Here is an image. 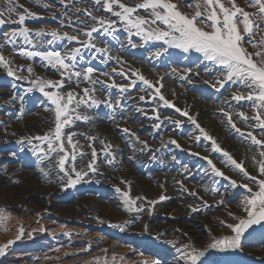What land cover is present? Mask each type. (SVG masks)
<instances>
[{
  "label": "bare ground",
  "instance_id": "obj_1",
  "mask_svg": "<svg viewBox=\"0 0 264 264\" xmlns=\"http://www.w3.org/2000/svg\"><path fill=\"white\" fill-rule=\"evenodd\" d=\"M175 2L179 4L186 2L188 5L189 0H175ZM237 3L245 7L248 11H255V9L247 8L246 0H237ZM38 6L40 8H45L39 3ZM80 6L92 11V13L94 10H98L99 12L102 10L101 6L95 4L88 3L87 7L81 0L78 2L76 1L73 5L61 7L59 11L62 15L65 13H71L73 15L70 20L73 22L74 27L85 26V24H87L80 20V17V19L77 18L79 14L78 8ZM189 9L191 13L194 11V9ZM97 17L114 21L113 31L117 30L116 21L111 19L107 13L102 11V14H99ZM7 26L8 28L5 34L10 33L13 28L17 27L16 24H7ZM27 27L32 28L31 26ZM57 28L58 27H56V29ZM30 30L35 29L32 28ZM74 30L71 32L73 34L72 36H78L79 42L64 39L61 42L63 51L65 52L79 46L83 50V58H88L90 55L92 56L91 59L98 56L103 58V65L99 66V69L92 67V64H94L93 60L83 61L76 68L82 72L88 67L95 69L93 77L100 82L94 85L90 84L91 88L97 86L107 91L106 96H108L111 102L113 113L110 115L111 119L114 121H125L123 122L125 125L124 128L130 130L128 133L122 130L119 139L114 138L111 134L99 133L95 130L92 114L96 106H82L79 110L80 113L89 116L90 119L87 121L75 120L71 127H65L64 129V131L77 133L73 139L74 141H78L80 146H83L81 150L86 153L83 157L77 156L76 168L79 169L81 165L92 160L90 154L92 146H94L97 151V157L93 165L96 171H87V175L83 176L79 181L93 185L98 183L107 184L117 175L116 172L115 174L109 170V166L112 164L121 172L129 170L130 166L133 165L149 168V162L152 157L157 155L163 156L164 158H161V165L156 166L153 173L149 175L154 183L153 187L147 193L141 194L142 189L135 191L134 196L140 197L141 199L139 200L142 202L140 206H138L142 207L143 210L139 212L132 210L129 215L116 223L119 226L115 225L121 229L127 228L128 231L132 233L136 231L138 234H145L149 238H154V241L157 242L167 241L166 245L156 247L158 250L156 257H162L161 261L163 264H186L185 261L180 259L186 245L194 246L203 252L207 251L213 239H221L225 236L232 235L227 224H235L237 222L235 217L245 215L242 206L244 197H240L241 199H239V201H237V197L239 196L240 190H243V192H247V190L241 185L238 191H230L227 184L223 185L222 181L235 180L244 182V184H248L253 190H257L258 187L255 182L245 177L242 172L237 171V174H234L227 170L226 166L222 165V161L218 163L211 157V155L216 154V150L212 142L201 134L196 124H199L209 136L215 139L216 143L223 150L218 151L221 155H224V152L229 153L238 163L243 164V167L251 176L264 179V176H261L258 171L257 163L264 159V157L260 156V152L264 151V148L253 144L246 133L251 131L253 135H256L257 139L262 140H264V135L261 134V129L252 127L255 121L252 119L245 121L243 117L239 115L240 112H242L251 118L254 115L251 103L248 101L237 102L232 98L233 95L231 96L229 94L218 101V103L210 102L205 97L195 94L190 88L183 84L191 74L189 71L177 68L172 69V72H168L147 68V65H143V63L137 64L140 65V67L136 66L135 68L138 69L140 75L142 74L147 79H151L154 85V87H148L139 79L134 78L133 70L130 68V64L134 63L125 56L126 52L122 51L124 47L121 46L120 49H118V46L108 44L109 34L106 31L101 29V31L93 33L92 42L96 44L98 49L106 50L105 54H101L94 49L84 48L82 44L87 41L88 38L84 36L83 33H75ZM67 33L70 32L67 31ZM132 36L134 35L130 36L129 34L123 41L129 42ZM33 37L37 38L34 36V32ZM16 45H20L15 49L19 51L18 54L20 55H22L21 52L24 51L21 50V45H24L22 47L28 48L29 50L32 49V47H28L27 44L22 42H18ZM14 46L15 43L13 44V47ZM249 51H254V49L249 47ZM5 57L10 61V66L16 72V76L24 78L16 79V76H9L7 74V69L5 67L0 69V73L7 75L13 83L12 89H0V113L14 102L15 95L19 91L26 90L32 86L30 80L37 77L36 73L33 72L30 75L26 69L28 67L32 68L35 60L39 58L38 56L27 58L22 55L23 58L20 62L12 57ZM141 65L143 66L141 67ZM19 66H23L25 70L19 71ZM48 67L50 68L49 65ZM53 69L56 70V68ZM105 73L107 75H105ZM120 73H126L127 75H120ZM103 80H108V82L105 83ZM113 80L117 85L128 86L132 84V81H135V85L121 92L118 88L107 87ZM85 82L86 81L80 82L77 86L76 79L73 78L71 81L66 80L65 86L70 87L67 90L81 93V90L85 88ZM221 83H223L224 87H230V89L246 90L237 82H224V80H221ZM156 88L160 89L159 95H163L171 102L172 106L164 105V103L159 100V96L155 93ZM233 93L234 91H232L231 94ZM93 95L95 96V92ZM154 95L156 98L152 99ZM140 96H144L145 100H140ZM243 107L247 110H251V113H248L247 110L244 112V110H242ZM176 108H179L181 111L177 112ZM138 111H140V114ZM184 111L188 113L187 116L183 115ZM156 112L159 113V119H156ZM226 113L231 114L232 122L235 123L245 135H241L240 132L235 131V129L231 127ZM189 117L194 118L196 123L194 124ZM48 120H51V116L49 115H44L41 118L42 124L40 125L47 128L43 131L42 135L51 129L49 128L50 124ZM175 121H179V123H175ZM1 124L0 121V147H12L14 145L20 149H25L42 143L41 141L33 140L30 144L28 138L32 136L23 132L19 133L17 128H15L14 131L9 126ZM157 124L159 127H156ZM16 125L17 124H15V126ZM148 127L151 129L149 132L147 131ZM131 133H135V136L131 135ZM88 137H96L97 139L92 141L88 139ZM136 137H139V139L137 140ZM180 137H183V139L179 140ZM197 137H199V139H197ZM100 141L109 144L110 148L104 149ZM171 141H176L179 147L171 143ZM142 142H146V144ZM162 143H165L167 146H162ZM221 155L219 156L221 157ZM12 156L16 159L19 153L14 152ZM185 156L191 159L185 161ZM205 157H207V159H205ZM253 157H255V160H253ZM225 158L228 159L226 156ZM209 160L212 161V164H214L216 168L224 173V177L218 176L215 173L212 166L208 163ZM229 162L231 163V161ZM0 175L3 176L2 178L0 177L2 179L0 181V186L6 188V191L8 189L10 193L9 197L3 196L7 194V192L0 194V202L16 213L28 212L30 210L29 200L32 197H45L44 206L40 208L39 211L35 212L36 218H40L43 214H48V205L52 200L54 202L61 200V193L58 190L60 184L49 176L41 178L36 184L27 185V190L25 189V191L21 192L18 190V192L16 190L18 189V184L21 187L29 183V180L32 178L30 173L28 174L24 169L19 167L18 169L9 170L6 173L0 171ZM130 176L128 175L127 178L123 179L131 181ZM225 177L229 179H225ZM205 178H209V182L213 185L211 188L205 183ZM161 196H165L167 199L160 200ZM132 208L134 209L137 207L134 206ZM193 209L196 210L193 211ZM91 211L89 204H76L71 207L69 214L64 217L73 225H81L86 223L85 220L91 216ZM5 215L7 216L5 212L0 215V229L4 231L1 232L0 230V245L3 244L5 240V243H7V238L9 237L7 232H9V227L16 228L14 234L16 237L14 238L18 237V242L15 245L12 244L9 249L7 248V250L4 251L5 261L3 264H42L50 259L55 260L57 255H59V252L57 253L59 247L62 244L66 245L68 241H70V244L74 245L72 248L69 247L68 250L66 248L67 251L74 254L72 257L73 259L62 260L60 264H82L81 262L85 257L76 255L86 253L89 251V248H94V251L96 249V251L105 250L111 253L125 254L122 256L128 255L131 250H133L131 252H137L135 248L140 249V251L146 250V253L150 255L155 251L151 249L149 245L143 246V244H139L137 241H134L131 245V243H129L130 240L123 235L117 237L114 234L110 235L107 239V237L103 238L101 234L98 233L99 230L98 232L91 233L77 227H75L73 231V234L77 235V237L66 241L63 240V235L60 234V231L53 229L54 227H52V225L46 226L45 224L46 227L41 228L42 225H44L42 222L37 221L32 223L30 219L23 218L24 220L21 219L23 221L18 223L19 227H15L14 225L16 223H11V220H9L10 222L3 221L2 218L6 220L9 219V217H5ZM145 216H148V219H145ZM203 216L207 217L208 220L204 226H201L197 221ZM203 232L209 233L210 238H204ZM256 237H258V239L252 241V239ZM263 237L264 231L261 233L258 232L246 239L244 238L241 241L243 253L249 255L253 261L260 262L264 260ZM118 239L123 240V243H121L122 245L119 244V241V243L117 242ZM55 240H62L61 244L58 243L60 244L59 247L54 244ZM125 244L130 245L125 247ZM248 244L255 245L249 247ZM66 246H62L61 248L65 249ZM164 252L170 254L167 256L161 255ZM62 256L64 255L62 254ZM145 258H148V256ZM85 259L87 260V258ZM134 259L132 258L131 260ZM137 261H140V259ZM53 262L54 261L51 263L53 264Z\"/></svg>",
  "mask_w": 264,
  "mask_h": 264
},
{
  "label": "snow or ice",
  "instance_id": "obj_2",
  "mask_svg": "<svg viewBox=\"0 0 264 264\" xmlns=\"http://www.w3.org/2000/svg\"><path fill=\"white\" fill-rule=\"evenodd\" d=\"M68 2H71V0H68ZM61 3H65V0H61ZM93 3L101 6L104 11L120 18L126 31L132 33L135 30V35L142 36L145 41H163L168 46L182 49L185 52L194 50L197 53H202L206 60L220 66L224 82H237L246 89V94H234L232 98L237 102H250L254 115L251 118L244 113H240L239 115L245 121L248 119L255 121L252 127H258L261 129V134L264 135V0H246L247 8L255 9V11L246 10L245 7L237 3V0H195V2L189 0L188 7L194 9L191 14L182 12L180 10L181 5L174 2V0H137V2L131 5L125 3L124 0H93ZM18 7L23 9V11H17ZM139 10H144L147 15H139ZM84 11L95 24L88 26L86 30H82L83 35L88 38L87 41L83 42L82 46L105 54V49H98L96 44L92 42L93 33H97L101 29L111 33L114 30L115 22L105 20L102 17L98 18L88 9ZM26 16L36 17L37 14L29 11L23 5H19L18 0H6L4 5H0V26L5 25L6 22L17 25L10 33L5 34L8 43L14 44L18 40H22L23 43L28 45L35 46L36 44H41L42 46L44 43L52 44L54 41L64 39L79 42L78 36L69 35L67 32L61 34L58 30H52L50 33L44 29L30 30L25 26ZM33 32L35 37L50 35L52 39L44 41L34 40ZM258 34H261L260 39L256 40L255 37ZM245 36L248 37L247 40H245ZM2 47L0 45V48ZM249 47L254 49V51H249ZM21 54L27 58L42 57L47 62V65L57 68L59 71L61 79L58 81L46 80L38 76L30 80L33 87L29 88L28 91L31 92L33 88L38 89L54 106V128L49 129L42 136L37 135L28 138V142L30 144L33 140L42 142L40 145L34 146V150L38 149L41 154V160H51L52 154L55 153L58 156V160L56 161L57 166L64 173L67 182L75 184L83 176L87 175V171H78L76 168L77 156L83 157L86 153L81 150L83 146H80L78 141H74L73 139L77 133H65L64 129L65 127H71L75 120H89V116L80 113V108L82 106H98L101 101L93 95L96 91L94 87L83 88L81 90L82 95L73 91L62 93L60 90L65 87L66 80L71 81L73 78L76 79L77 86L83 81L93 85L100 81L93 77L95 69L92 67H88L83 72L77 70L74 62L81 55L79 48L69 49L63 54L61 51L56 50L22 51ZM0 66L7 69L9 76H16V72L10 66V61L2 52H0ZM18 70L24 71L25 69L23 66H19ZM26 70L30 75L33 73L31 67H28ZM105 75L107 74L105 73ZM120 75L127 74L120 73ZM136 75L139 76V80L144 85L148 87L153 86L152 82L143 75H139L138 73ZM21 78L24 77L16 76V79ZM134 85L135 81H132L131 85L125 86L117 85L113 80L107 87L118 88L123 92L128 87H133ZM220 86L223 87V83H220ZM46 89L51 90L46 91ZM155 93L164 105L172 106L171 102L163 95H159V88L155 89ZM155 98L156 96L154 95L152 99ZM139 99L143 101L145 97L140 96ZM176 111L180 112L181 110L176 108ZM183 115L187 116L188 113L184 111ZM226 115L231 127L235 131L240 132L241 135H245L232 122L231 114L226 113ZM156 119H159L158 112H156ZM189 119L194 124L196 123L194 118L189 117ZM175 123H179V121H175ZM156 127H159V125L157 124ZM196 127L205 138L212 142L216 151H223L215 139L209 136L199 124H196ZM123 131L126 133L130 132L127 128L123 129ZM131 135L135 136V133H131ZM246 135L251 139L253 144L264 148V140L257 139L256 135H253L251 131L247 132ZM88 139L95 141L97 138L88 137ZM136 139L138 140L139 137H136ZM66 143L69 145L68 148L65 147ZM100 143L104 146V149L110 148V145L104 141H100ZM142 143L146 144V142ZM171 143L179 147L176 141H171ZM90 154L92 160L88 162L87 169L94 172L96 169L93 165L97 157V151L94 146H92ZM224 155L245 177L255 182L258 187L257 190H253L248 184L243 185L248 192V195L244 196L242 201L245 215L235 217L237 220L235 224H227L232 235L221 239H213L209 247L212 249L218 247L223 249H239L241 247V238L245 232L252 225L260 224L264 221V179L251 176L243 167V164L238 163L229 153L224 152ZM260 156L264 157V151L260 152ZM253 160H255V157H253ZM208 163L218 176L224 177V173L216 168L211 160ZM257 163L260 175L264 176V159ZM66 164L68 165L67 168L65 167ZM73 174L75 178H73ZM225 179L229 178L225 177ZM231 184L236 186L237 181L232 180ZM123 195L126 198L125 203L129 205L130 211L139 212L143 210L142 207L134 209L131 207L136 203V200L141 199L140 197L133 199L129 196V192H124ZM165 199L167 197H160V200ZM195 210L193 209V211ZM6 247L7 245L0 247V255L4 254ZM203 255V251L194 246L186 245L180 259L185 261L186 264H200Z\"/></svg>",
  "mask_w": 264,
  "mask_h": 264
},
{
  "label": "rangeland",
  "instance_id": "obj_3",
  "mask_svg": "<svg viewBox=\"0 0 264 264\" xmlns=\"http://www.w3.org/2000/svg\"><path fill=\"white\" fill-rule=\"evenodd\" d=\"M76 1L78 2L79 0H71V2L65 0V3L62 4L61 0H18V4L23 5L29 11L35 12L37 14L36 17L26 16L25 26H31L35 30L44 29L46 32L49 33L54 29L58 30L60 33L61 32L63 33V31L64 32L68 31L70 32L68 33L69 35H73L71 32L74 29H75L74 30L75 33L78 32V34H82L83 33L82 30H86V28L89 25L95 24L94 21H92L91 18L86 14L83 6H80L78 8L79 14L77 15V18L80 17L81 18V19L79 18L80 20L87 23L85 24V26L83 25L79 27L76 26L74 27L73 22L70 20L71 17H73V15L71 13L70 14L65 13L63 15L60 13L59 10L61 7L73 5ZM81 1L84 4H86L87 7H88V3L94 4L93 0H81ZM124 2L131 5L137 2V0H124ZM192 2H195V0H193ZM5 3L6 0H0V5H4ZM38 3L42 4V6H44L45 8H40L38 6ZM180 5H181L180 10L182 12L191 14V10L189 9L186 2L181 3ZM17 11L22 12L23 9L18 7ZM102 11L107 13L110 16V18L114 19L117 23L116 24L117 30L111 33L107 32L109 34L108 44L116 45L118 46V49H120L121 46L124 47L122 48V51L126 52L125 56L128 59L132 60V63H134V64H130L131 66L130 68L133 70L135 79H139V76L136 75L137 73L140 75L138 69L135 67L136 66L140 67V65L137 64L143 63V65H147L146 67L150 69L172 72V69L179 68V69H183L184 71H189V73L191 74L188 76V78L184 81L183 84L188 88H190L195 94L201 97H205L210 102L218 103V101L223 99L228 94L232 96L234 94H239L242 92L244 94L246 93V90L242 91V89H230V87H224V85L223 87H221L220 86L221 80H224L222 75V69L220 68V66L215 65L213 62L206 60L203 57L202 53H197L194 50L185 52L182 49L170 47L167 44H165L163 41H155V40L145 41L142 36L135 35V30H133L132 33L126 31L125 26L121 22L120 18L113 16L109 12L104 11L103 8L100 12L98 10L97 11L94 10L92 14L97 17L99 16V14H102ZM138 14L142 16L147 15V13H145L144 10H139ZM7 24L9 23L6 22L5 25L0 26V45L3 46L2 48H0V52H2L4 56L12 57L16 61L21 62L23 57L22 55L18 54L19 51H16L15 49L18 46H20V45H16V43L18 42L23 43V41L18 40L15 43L14 47L12 43H8L7 39L5 38V32L8 28ZM56 27L58 28L56 29ZM129 34L130 36L131 35L134 36H132L129 42H124L123 40L126 39ZM258 35L256 39H260V36ZM33 39L34 40L40 39L41 41H44V40H50L52 38L49 35L43 38L33 37ZM247 39L248 37L245 36V40ZM57 41H54L52 44L44 43L42 45L44 47H41V44H36L35 46L27 44L28 47L29 46L32 47V49L30 50L28 48L22 47L24 45H21V50L24 51L56 50V51H61V53L63 54L64 51H63V46L61 44L63 40H57ZM133 45H135V47H133ZM74 48L81 49V47L79 46ZM80 52L82 56L81 55L78 56L77 60L74 62L76 64V67L80 65L81 62L83 61H91V60H93L94 63L92 64L93 68L99 69V66L103 65V58L98 56L91 59L92 57L91 55L88 56V58L86 57L83 58V50L81 49ZM143 65H141V67ZM2 67L3 66H0V69H2ZM32 69L33 72L36 73V76H39L40 78L46 80L50 79L54 81H58L61 79L59 72L57 71V68L56 70H54L52 66H50L49 68L47 62L44 61L42 57H39L37 60H35ZM149 81H151V79ZM103 82L106 83L108 82V80H103ZM12 86L13 83L7 77V75L0 73V89H8V88L12 89ZM84 87L91 88V85L90 83L85 82ZM69 88L70 87L65 86L60 91L62 93L66 91H70L67 90ZM94 88L96 89L95 91L96 99L101 101V103L98 106H96V109L92 113L93 121L95 124V130L98 131L99 133L111 134L114 138L119 139L120 135L122 134V130L125 129L124 128L125 125L123 123L125 121H114L111 119L110 115H112L113 113H112L111 102L108 99V96H106L107 91L97 86H94ZM28 89L19 91L15 95L14 102L8 105L7 108H5L0 113V121L2 124L9 126L14 131L15 128H17V131L19 133L23 132L33 137L37 135H42L43 131L47 129L43 125H40L42 124L41 118L44 115L51 116V120H48L50 124L49 128L51 129L54 128V111H53L54 106L51 104L50 100L47 97H45L43 93L40 92L38 89L33 88L31 92H29ZM50 90L51 89H46V91H50ZM232 91H234L233 94H231ZM242 110H244L245 112V110L247 109L243 107ZM247 112L251 113V110H247ZM138 113L140 114V111H138ZM15 124L17 125L15 126ZM147 131L149 132L151 131V129H149L148 127ZM64 132L68 133L69 131H64ZM182 139L183 137L179 138V140ZM162 144H163L162 146H167L165 143ZM16 147L17 146L14 145L12 147H8V146L0 147V169L1 167L3 169V170L1 169L0 171L2 173H6L9 170L18 169L19 167H21L22 169L25 170V172H27L28 174L30 173V175L32 176L28 184H24L21 187L18 184L17 186L18 189L16 190L17 191L19 190L20 192L25 191V189L27 190L28 188L27 185L36 184L37 181H39L41 178L49 176L50 178L55 179L60 184L58 190L61 193V200L58 202L57 201L54 202L52 200L48 205V214H43L40 218L39 217L36 218L35 212L39 211L40 208L44 206L46 200L45 197L43 198L32 197L29 200L30 210L25 213H16L14 210H12L8 206L0 202V215H2V213L5 212L7 213V216L5 215V217H9V219L7 220L5 218H2L3 221L11 220V223L12 222L16 223L14 225L15 227L16 226L19 227L18 223L22 222L26 218L30 219L32 223L40 221L42 222V224H44L42 225L41 228L52 225V227H54L53 229L60 231V234L63 235L62 236L63 240L66 241L77 237V235L73 234L75 227L82 228L91 233L98 232L99 230L98 233L101 234L103 238L107 237L108 239L110 235H114V234L117 237H119V235H123L124 237H127L128 240H130V242L129 241L128 242L131 243V245L133 244L134 241H137V243L139 244L141 243L143 244V246L149 245L151 249L155 250V251L153 250L154 253L150 255L146 253V250L140 251V249L135 248L137 252H131L133 251L131 250L129 251L128 255L122 256L125 254L111 253L105 250L96 251V249L94 251V248H89V251H87L86 253L76 255V256H84L85 258H87V260L84 258V260L81 262L82 264L84 263L85 264H131V263L160 264V262L161 264H163L161 261L162 257H156V254H158V250L156 249V247L166 245L167 241H164L165 243L160 241L157 242L154 241L155 240L154 238L151 237L149 238L145 234L143 235L138 234L136 231L132 233L129 232L127 228L121 229L116 226L118 225L116 223L119 220L123 219L124 217H126L131 213V211L129 210V205L125 203L126 198L124 197L123 193L129 192V196L133 199L136 198V196H134L136 190L142 189L141 194L147 193L154 185L149 175L153 173V170L156 169V166L161 165L162 163L161 158H164L163 156L157 155L152 157L149 162L150 165L149 168L133 165L130 166L129 170H125L121 172L120 170L117 169L115 165L112 164L111 166H109V170H111L113 173L116 172L117 175H115V178L111 179L107 184L98 183L93 185V184L85 183L83 181H79L75 184H69L67 182V178L64 177V173L61 172L59 167L57 166L56 161L58 160V156L55 153L52 154L51 160H47V159L41 160L40 158L41 154L39 153L38 149L34 150V147H27L25 149H20ZM65 147L68 148L69 145H67L66 143ZM14 152L19 153V156L16 157V159L12 156ZM216 154L221 155L218 151H216ZM216 154L211 155V157L214 160H216L218 163H221L222 161V165L226 166L227 170H229L234 174H237V171L240 172V170L237 169L232 163H230L229 160L226 159L223 154L221 155V157L219 155L217 156ZM184 158L185 161L191 159L190 157L187 156H185ZM87 164L88 161L85 164L81 165L80 166L81 168L80 167L79 169L77 168V170L89 171L87 169ZM65 167L67 168L68 165L66 164ZM128 175L129 176L131 175L130 176L131 181L127 179H123V178H127ZM0 177L2 178L3 176L0 175ZM1 178L0 181L2 180ZM73 178H75L74 174H73ZM205 183H207L209 188L213 186L209 182V178H205ZM222 184L223 185L227 184V187L230 189V191H238L239 187H241V185L242 186L244 185V182L237 181L236 186H233L231 184V181L223 180ZM5 189L6 188L0 186V194L7 192V194H4L3 196L9 197L10 195L9 190L7 189L6 191ZM117 189H119V191H117ZM246 195H248V192L245 191L243 192V190H240L239 196L237 197V201L241 199L240 197L243 198ZM141 203L142 202L138 199L136 200V203L131 207L134 206L139 207ZM76 204H89L90 209L92 210L91 216H89L85 220L86 223L81 225H73L71 222L67 221L66 218L64 217L67 216V214H69V210L71 209V207ZM200 218L197 221V223H199L201 226H204L208 218L205 216ZM145 219H148V216H145ZM15 229L16 228H12V227L8 228L9 232L7 233L9 234V237L7 238L8 239L7 243H5L6 242L5 240L3 243L4 245L3 244L0 245L1 247H4L7 244V247L4 249V251L7 250V248L9 249L12 246V244L15 245L18 242L17 240L18 237L14 238L16 237L14 235L16 232ZM0 230L1 232L3 231V229ZM203 234H204V238L207 239L210 238L209 233L203 232ZM258 237L253 238L252 241L258 239ZM10 241L11 243H9ZM61 242L62 240L59 241L55 240L54 244H56L59 247ZM69 242L70 241L66 242V245L68 246L62 244L59 247L57 253L59 252L60 256L57 255L55 260L50 259L51 262L54 261L53 264L55 262H56L55 264L57 263L60 264L62 263V260L65 261V260L73 259L72 257L74 254L70 253L67 250L69 247L72 248L74 245L70 244ZM117 242L121 244L123 243V240L118 239ZM127 245L130 244H125L124 246L126 247ZM254 245L255 244L253 245L248 244L249 247H252ZM62 246H66L65 249L63 248L64 251L61 248ZM62 254L64 256H62ZM169 254L170 253L164 252L161 255L167 256ZM142 256L143 258L148 256V258H145L146 261L145 259L142 258ZM132 258L133 259L137 258V259L131 260ZM4 259H5L4 254L0 255V264L4 263L5 261ZM139 259L140 261H137ZM50 260L42 264H49ZM51 262L50 264H52Z\"/></svg>",
  "mask_w": 264,
  "mask_h": 264
},
{
  "label": "water",
  "instance_id": "obj_4",
  "mask_svg": "<svg viewBox=\"0 0 264 264\" xmlns=\"http://www.w3.org/2000/svg\"><path fill=\"white\" fill-rule=\"evenodd\" d=\"M262 231H264V221L260 224L252 225L245 232L241 241ZM200 264H264V260L260 262L253 261L249 255L243 253L241 247L239 249H223L218 247L216 249L209 248L205 251L201 257Z\"/></svg>",
  "mask_w": 264,
  "mask_h": 264
}]
</instances>
